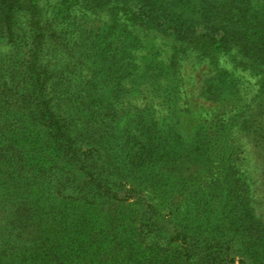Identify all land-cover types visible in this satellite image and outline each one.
<instances>
[{"label":"rangeland","instance_id":"374dc122","mask_svg":"<svg viewBox=\"0 0 264 264\" xmlns=\"http://www.w3.org/2000/svg\"><path fill=\"white\" fill-rule=\"evenodd\" d=\"M63 1L0 18V264H264V0Z\"/></svg>","mask_w":264,"mask_h":264},{"label":"trees","instance_id":"16d2710c","mask_svg":"<svg viewBox=\"0 0 264 264\" xmlns=\"http://www.w3.org/2000/svg\"><path fill=\"white\" fill-rule=\"evenodd\" d=\"M21 0H0V18L4 20H8L10 18L11 12L18 8ZM64 5H69V7L81 6L85 7L86 10L90 11L97 7L100 9H104L111 5L112 0H67L63 1ZM165 19V18H162ZM180 19L178 18L175 22L180 23ZM3 22V20H0ZM164 25H168L166 29L174 31L175 34H182L184 31L182 29L183 26H186L189 22L188 20H184L181 22V25H170V23L166 22ZM179 26V27H178ZM209 27V26H208ZM209 34L202 36L203 41L199 44L203 51H206L208 48L212 47V40L219 38L218 41H223L228 29L224 25H219L218 27H209L206 28ZM202 31V30H201ZM88 183H82L80 185H75L73 187V194H71V198L76 201H86L89 197V194L96 193L95 191H100L99 195H107L109 192V188L107 185H102L100 183L91 182V188L87 186ZM93 203V202H92ZM154 243L151 245L153 246ZM201 242H195L194 244L188 245L186 248H177L173 249L170 247V243L167 244L166 250H168V254L164 256L161 255L159 248V244L156 242V250L153 248L150 249L149 253L146 254L144 252L142 257H147L145 261H137L136 264H221L222 256V247L213 244H207L201 246ZM144 248L143 250H145ZM98 251V250H97ZM97 251L91 253V256H97Z\"/></svg>","mask_w":264,"mask_h":264}]
</instances>
